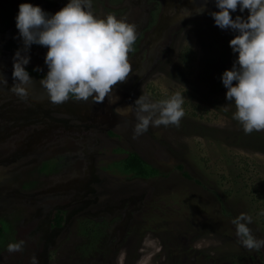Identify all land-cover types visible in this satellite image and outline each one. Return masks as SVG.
<instances>
[{
    "label": "rangeland",
    "instance_id": "rangeland-1",
    "mask_svg": "<svg viewBox=\"0 0 264 264\" xmlns=\"http://www.w3.org/2000/svg\"><path fill=\"white\" fill-rule=\"evenodd\" d=\"M21 3L52 15L68 0H0V264H264V247L246 249L232 224L250 215L264 240V131L245 134L225 98L237 33L215 25V0L201 14L202 0H92L97 18L114 15L137 34L132 73L98 104H53L34 79L23 99L11 90ZM47 51L31 45L28 64L48 70ZM176 93L180 125L137 136L135 101ZM127 152L157 175L118 174L112 163ZM53 209L65 215L58 229L48 226ZM20 241L22 251L7 250Z\"/></svg>",
    "mask_w": 264,
    "mask_h": 264
},
{
    "label": "clouds",
    "instance_id": "clouds-1",
    "mask_svg": "<svg viewBox=\"0 0 264 264\" xmlns=\"http://www.w3.org/2000/svg\"><path fill=\"white\" fill-rule=\"evenodd\" d=\"M207 2L202 0L194 13L205 12ZM215 5L219 11L209 13L215 25L237 33L229 41L236 60L231 70H225L221 76L227 89L225 98L234 103L233 119L241 124L245 134L264 131V0H215ZM91 6L92 0H68L63 8L49 15L31 3L19 5L16 28L22 47L13 57L11 88L16 95L22 99L28 95L27 85L32 77L24 66L30 61L27 53L33 44L48 49L44 57L48 71L40 83L53 104L68 101L70 95L78 101L91 98L93 103H103L118 83L127 81L132 73L129 53L137 38L135 25L111 14L97 18ZM238 8L240 12L248 11L246 18H232L230 12ZM0 83L7 86L2 74ZM184 99L183 94L176 93L153 103L140 96L135 101V134L145 133L149 126L178 127L185 115ZM252 219L241 213L232 224L242 246L259 251L264 240L252 234L248 226ZM23 244L10 243L7 250L22 251Z\"/></svg>",
    "mask_w": 264,
    "mask_h": 264
},
{
    "label": "trees",
    "instance_id": "trees-1",
    "mask_svg": "<svg viewBox=\"0 0 264 264\" xmlns=\"http://www.w3.org/2000/svg\"><path fill=\"white\" fill-rule=\"evenodd\" d=\"M25 70L29 75L40 80L46 76L45 72L36 71L30 67H26ZM69 98L76 100L75 97L71 95ZM111 167L120 175H127L138 179H150L155 177L158 173L156 169L146 164L137 154L132 152H127L121 160L113 162ZM50 224L56 227L61 226L63 224V212L60 210H53L50 215ZM1 235L2 226L0 224V236Z\"/></svg>",
    "mask_w": 264,
    "mask_h": 264
},
{
    "label": "flooded vegetation",
    "instance_id": "flooded-vegetation-1",
    "mask_svg": "<svg viewBox=\"0 0 264 264\" xmlns=\"http://www.w3.org/2000/svg\"><path fill=\"white\" fill-rule=\"evenodd\" d=\"M16 47V46H15ZM16 50H18L19 48H15ZM12 51H14V49H12ZM25 68L26 67H30V68H33V69H37V68H39L40 69V71H42V72H45L46 74H47V69H46V67L44 66L43 68H41V67H38V66H34V65H31V64H27V65H25L24 66ZM31 77H32V79H34V80H36V81H41L40 79H37V78H35L34 76H32V75H30ZM68 100H70V101H75L74 99H71V98H69ZM53 210H59V209H53ZM60 211H62V210H60ZM63 212V211H62ZM64 221H65V215H64V212H63V223H64ZM63 225V224H62ZM62 225L61 226H58V227H56V226H51V224H50V221L48 222V226H49V228L51 229H58V228H60V227H62ZM78 251L79 252H81V253H85L86 251H87V244H82L80 247H79V249H78ZM77 253V252H76ZM111 257V256H110ZM114 261H115V263L116 264H123L122 263V261L120 260V259H118V258H115V257H111ZM113 260H111V263L110 264H113Z\"/></svg>",
    "mask_w": 264,
    "mask_h": 264
}]
</instances>
